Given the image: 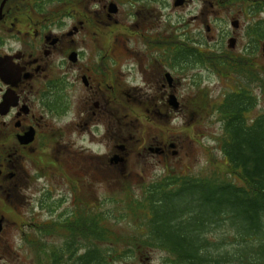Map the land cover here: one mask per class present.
<instances>
[{
    "label": "flooded vegetation",
    "instance_id": "af4514ba",
    "mask_svg": "<svg viewBox=\"0 0 264 264\" xmlns=\"http://www.w3.org/2000/svg\"><path fill=\"white\" fill-rule=\"evenodd\" d=\"M121 3L0 0V237L6 225L3 199L20 212V206L27 205L31 217H22V227L33 230L28 231L30 247L46 252L40 258L46 263L39 264L56 260L66 264L75 259L73 250L82 246V215L95 211L98 204L97 198L82 195L84 185L92 186L100 177L112 178L115 165L128 162L130 135L122 131L130 122L125 104L138 103L145 119L168 117V107L178 111L180 105L178 79L172 70L192 61L203 67L208 58L203 46L194 50L184 45L181 33L176 34L178 27L169 49L155 46L148 54L147 49L126 48L130 39L126 36L124 52L118 53L114 47L118 38L106 43L97 33L102 26L111 29L113 23L122 24L120 34L129 32V24L121 21ZM232 22L237 24V20ZM229 38L235 43L234 35ZM182 51L188 57L180 63ZM123 57L136 61L127 76L140 75L145 88L141 96L132 95V88L137 87L132 80L124 84L115 75L114 67L120 69ZM173 98L177 108L169 102ZM116 119L118 138L114 135ZM98 135L104 145L101 153L91 146ZM155 137L146 148L159 156L175 144L173 139ZM115 149L124 156L116 159ZM37 213L46 219L40 221ZM58 228H68L70 235L63 232L59 243L51 242L61 248V255L53 258L44 246L50 243L46 236ZM76 253L80 254L79 249Z\"/></svg>",
    "mask_w": 264,
    "mask_h": 264
},
{
    "label": "rangeland",
    "instance_id": "374dc122",
    "mask_svg": "<svg viewBox=\"0 0 264 264\" xmlns=\"http://www.w3.org/2000/svg\"><path fill=\"white\" fill-rule=\"evenodd\" d=\"M120 1L122 2L120 11H123L121 21L125 25L129 24L127 30L129 32L124 34L125 36L120 34L123 30L122 24L119 22L118 25L113 23L111 29L102 26L97 33L99 39L102 36L105 37L106 43H110L113 37L118 38V42L115 39L114 46L118 53L123 54L124 52L123 40L126 36L130 37L125 42L126 48L142 51L147 49L148 54L155 46L169 49L172 46V39L174 41L173 37L176 36L174 30L176 27H178L177 30L182 27L183 31L177 32L176 30V34L181 33L179 38L183 40L184 45L191 49L193 46L194 50L203 46L204 50H207L208 58L203 67L192 61L191 65L186 63L182 67L179 66L176 71L172 70L173 76L178 79L176 95L180 105L178 111H173L168 107L170 110L168 117L164 115L157 119V117L150 116L145 119L141 115L138 103L131 101L125 104L129 108L130 119L127 121L130 122L126 128H122V131L130 135L129 154L125 156L128 162L116 164L112 178L107 180L100 177L99 182L95 181L92 186L84 185L82 195L97 198V209L87 214L92 217L102 213L104 215L103 223L109 227L108 239L99 242L110 246L108 264H174L171 262L173 258L168 256L166 251L143 242L144 216L140 214L137 218H133L132 213L127 209L124 210V207L131 198L133 201L140 199L136 205L139 209L142 208L147 212V207L142 204L145 186L152 181L161 179L166 174L207 176L217 172L225 177L230 172L220 149L219 139L222 128L219 111L216 113L213 111L224 95L235 87L236 78H243L248 74L250 76L255 72H252L249 65L245 63L246 69L239 72L238 76L229 73L219 74L217 67L212 64L211 55H220L224 58L227 55L223 52L228 51V54L233 57L243 56L244 60H250L263 68L264 36L257 44L254 43L249 27L257 21H261L259 19L264 20V12H259L260 10H256V7L252 9L250 6L253 4L252 0H184L185 3L179 5H174L176 0ZM84 4H88V0H84ZM252 10L254 14H252ZM98 17L101 19L99 13ZM232 20H237V26L233 24ZM208 25L209 29H207ZM117 31H119V35H116ZM232 35L236 37V40L231 46L229 37ZM121 62L120 69L116 66L115 70L113 69L117 79L122 83L124 80H132V84L137 85L136 88H132V95L141 96L145 88H143L144 83L140 75L128 74L127 76L128 69H132L136 61L123 57ZM254 63L252 66L255 65ZM252 84L253 92L255 94L261 92V94L248 113L251 117L264 112V92L256 83L252 82ZM119 128L116 119L115 138L120 137ZM156 135L159 138L173 139L175 143L173 147H167L165 155L159 156L146 148L148 141L155 139ZM100 138V135L96 136L91 143L92 149L99 153L104 151V145ZM138 138L139 141H137ZM115 154L119 158L124 156V153H120L117 149H115ZM227 177L238 182L236 175L230 174ZM34 190L38 191L39 186L34 184ZM36 196L34 195V197ZM2 204L6 209L2 211L5 215L6 225L5 231L0 237V264L45 262V259L40 258L43 257L42 255H46V252L43 249L38 252L29 245L28 231H33L32 228L22 227V217H31L29 207L21 205L22 211L20 212L11 204L10 200L3 199ZM36 216L40 221L46 219V215H42V213H37ZM83 226L82 221V229ZM102 226L104 225L102 224ZM80 235L82 243L88 245L89 242H92L89 237L83 239L82 232ZM63 236V234L53 231L52 234L46 236L50 243L46 244L44 248L50 249L51 246H54L51 242L59 243ZM227 238L224 248L232 250L239 247L238 241H233L229 236ZM81 252L83 249L79 250V253Z\"/></svg>",
    "mask_w": 264,
    "mask_h": 264
},
{
    "label": "trees",
    "instance_id": "16d2710c",
    "mask_svg": "<svg viewBox=\"0 0 264 264\" xmlns=\"http://www.w3.org/2000/svg\"><path fill=\"white\" fill-rule=\"evenodd\" d=\"M252 1V9L256 7L259 12H264V0ZM259 20L249 27L256 44L264 36V20ZM225 55L224 58L211 55L219 74L238 76L246 69L245 63L255 72L236 78L235 87L224 95L213 111H219L222 128L219 141L230 169L227 175H236L238 182L217 172L207 176L166 174L145 186L142 204L147 207V212L136 205L140 199L133 201L131 198L124 207L133 218L140 214L144 216L143 242L166 251L174 264H264V112L253 117L248 114L261 94L253 92L252 82L264 92V67L244 60L243 56ZM187 57L185 51L180 52V63ZM103 218L102 213L92 217L82 215L83 239L89 237L92 242L75 248L70 253L75 259L66 264H108L110 246L99 243L108 239L109 233ZM53 231L70 235L68 228ZM228 236L238 241L239 247L224 248ZM78 249H83L79 255ZM45 250L53 258L61 255L59 246ZM48 264L59 263L56 260V263Z\"/></svg>",
    "mask_w": 264,
    "mask_h": 264
},
{
    "label": "water",
    "instance_id": "95a60500",
    "mask_svg": "<svg viewBox=\"0 0 264 264\" xmlns=\"http://www.w3.org/2000/svg\"><path fill=\"white\" fill-rule=\"evenodd\" d=\"M181 2H182V0H176L175 4L178 5V4H180ZM234 25L236 26L237 24H234ZM233 44H234V42L231 41V42H230V45L232 46ZM169 102H170V104H171L174 108H177V106H178V102H177L176 98L171 99ZM115 158H116V159L118 158V155H117V154L115 155ZM118 159H119V158H118ZM0 222H1V219H0ZM0 229H1V225H0Z\"/></svg>",
    "mask_w": 264,
    "mask_h": 264
}]
</instances>
